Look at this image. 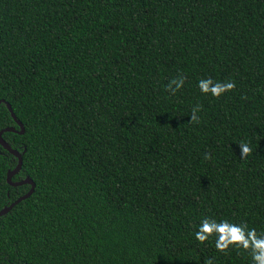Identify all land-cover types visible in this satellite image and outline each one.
Masks as SVG:
<instances>
[{"label": "trees", "instance_id": "16d2710c", "mask_svg": "<svg viewBox=\"0 0 264 264\" xmlns=\"http://www.w3.org/2000/svg\"><path fill=\"white\" fill-rule=\"evenodd\" d=\"M0 101L35 182L0 264H253L195 232L264 233V0H0ZM16 163L0 145V209L30 188Z\"/></svg>", "mask_w": 264, "mask_h": 264}, {"label": "clouds", "instance_id": "9594fccd", "mask_svg": "<svg viewBox=\"0 0 264 264\" xmlns=\"http://www.w3.org/2000/svg\"><path fill=\"white\" fill-rule=\"evenodd\" d=\"M173 85H175L174 88L172 87ZM183 86L184 79L181 77L178 80L172 81L168 85V88L174 93ZM198 87L203 94H211L213 97L219 98L231 91L235 87V84L232 82H214L211 78H208L200 80ZM198 110V108L193 109L191 121L198 122V117L196 116ZM240 149L242 156H246L251 151L247 144H242ZM213 235L216 236L215 243L219 251L224 252L230 246L251 250L253 264H264V233L258 234L255 229H248L245 226L236 225L228 220L217 222L215 219L204 218L195 232V238L203 243L208 241ZM209 264H211V261H209Z\"/></svg>", "mask_w": 264, "mask_h": 264}, {"label": "water", "instance_id": "95a60500", "mask_svg": "<svg viewBox=\"0 0 264 264\" xmlns=\"http://www.w3.org/2000/svg\"><path fill=\"white\" fill-rule=\"evenodd\" d=\"M2 102V101H0ZM5 104L7 106V108L10 111L11 116L13 117V119L15 120V122L17 123V125L19 126V129H16L14 126H7L4 127L2 129H0V145L6 149L8 152H10L11 154H13L16 158H17V163L15 165V167H13L12 169L7 170L6 173V181L13 186L16 185H22V184H29L30 188L28 189L27 192H25L24 194L20 195L19 197H17L14 201H12L9 205H6L4 207H2L0 209V216L4 213H6L8 210H10V208L15 205L17 202H19L20 200L28 197L34 190L35 187V182L33 181V179L29 176L24 177L23 179L20 180H12V177L14 176L15 173H17L22 165V153L18 150L13 148L3 137H2V133L4 131H13V132H17V133H23L24 132V126L21 123V121L19 119H17L15 113L13 112V109L10 105V103L5 101Z\"/></svg>", "mask_w": 264, "mask_h": 264}]
</instances>
